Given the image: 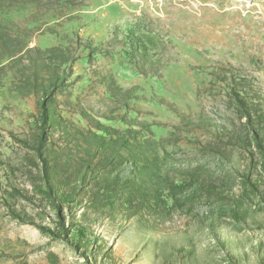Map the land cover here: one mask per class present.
Masks as SVG:
<instances>
[{
  "label": "rangeland",
  "instance_id": "rangeland-1",
  "mask_svg": "<svg viewBox=\"0 0 264 264\" xmlns=\"http://www.w3.org/2000/svg\"><path fill=\"white\" fill-rule=\"evenodd\" d=\"M0 264H264V0H0Z\"/></svg>",
  "mask_w": 264,
  "mask_h": 264
},
{
  "label": "trees",
  "instance_id": "trees-1",
  "mask_svg": "<svg viewBox=\"0 0 264 264\" xmlns=\"http://www.w3.org/2000/svg\"><path fill=\"white\" fill-rule=\"evenodd\" d=\"M47 96V95H46Z\"/></svg>",
  "mask_w": 264,
  "mask_h": 264
}]
</instances>
